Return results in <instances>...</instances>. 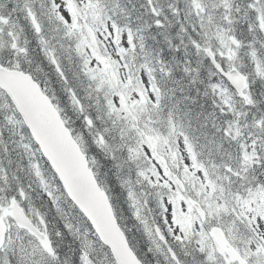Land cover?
Instances as JSON below:
<instances>
[{"label":"snow or ice","instance_id":"snow-or-ice-1","mask_svg":"<svg viewBox=\"0 0 264 264\" xmlns=\"http://www.w3.org/2000/svg\"><path fill=\"white\" fill-rule=\"evenodd\" d=\"M0 264H264V0H0Z\"/></svg>","mask_w":264,"mask_h":264}]
</instances>
